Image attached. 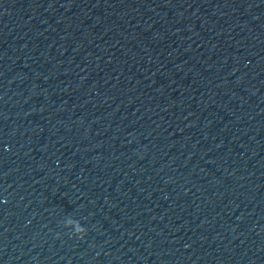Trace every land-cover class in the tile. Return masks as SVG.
<instances>
[{
    "label": "clouds",
    "instance_id": "clouds-1",
    "mask_svg": "<svg viewBox=\"0 0 264 264\" xmlns=\"http://www.w3.org/2000/svg\"><path fill=\"white\" fill-rule=\"evenodd\" d=\"M87 231H81L77 236L83 238L86 235Z\"/></svg>",
    "mask_w": 264,
    "mask_h": 264
}]
</instances>
